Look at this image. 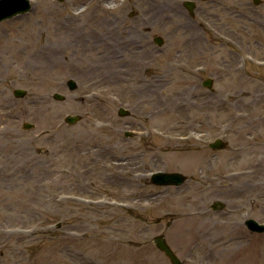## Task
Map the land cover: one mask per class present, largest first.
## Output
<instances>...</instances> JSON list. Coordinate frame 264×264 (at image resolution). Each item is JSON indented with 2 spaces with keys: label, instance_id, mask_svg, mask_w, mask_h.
Returning a JSON list of instances; mask_svg holds the SVG:
<instances>
[{
  "label": "rangeland",
  "instance_id": "obj_1",
  "mask_svg": "<svg viewBox=\"0 0 264 264\" xmlns=\"http://www.w3.org/2000/svg\"><path fill=\"white\" fill-rule=\"evenodd\" d=\"M31 1L0 23V264H172L161 234L264 264V0Z\"/></svg>",
  "mask_w": 264,
  "mask_h": 264
},
{
  "label": "water",
  "instance_id": "obj_2",
  "mask_svg": "<svg viewBox=\"0 0 264 264\" xmlns=\"http://www.w3.org/2000/svg\"><path fill=\"white\" fill-rule=\"evenodd\" d=\"M62 1V0H61ZM260 0H254L255 4H259ZM185 6L193 13V9L195 7V3L191 0L185 1ZM32 9V2L31 0H0V23L4 20L11 19L15 16L28 13ZM155 43L159 46L163 44V39L160 36L154 37ZM203 85L212 88V80L208 79L203 82ZM67 86L70 91H74L77 89L78 85L76 81L73 79H69L67 81ZM27 91L23 89H16L14 91V95L18 98H22L26 95ZM53 98L56 100H66V96L61 93H54ZM120 116H127L129 115V111L123 107H121L118 111ZM80 115H68L65 117V122L69 124L77 123L81 120ZM23 127L26 129H30L34 127L32 123H23ZM127 134H129L127 132ZM213 148H224V142L221 140H216L215 143L210 145ZM152 182L156 185L161 186H180L187 180V176L180 172H164L158 171L151 175ZM214 210L223 209L225 204L222 201H215L211 205ZM247 227L253 232H264V224L259 223L255 219H248L246 220ZM152 242L156 245V247L161 250L172 262V264H185L173 251L170 245L167 243L164 235H158L153 238Z\"/></svg>",
  "mask_w": 264,
  "mask_h": 264
},
{
  "label": "flooded vegetation",
  "instance_id": "obj_3",
  "mask_svg": "<svg viewBox=\"0 0 264 264\" xmlns=\"http://www.w3.org/2000/svg\"><path fill=\"white\" fill-rule=\"evenodd\" d=\"M196 6V5H195Z\"/></svg>",
  "mask_w": 264,
  "mask_h": 264
}]
</instances>
